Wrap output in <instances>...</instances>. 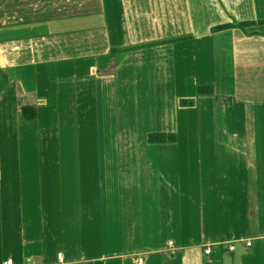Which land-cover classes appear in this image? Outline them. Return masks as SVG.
<instances>
[{
    "label": "crops",
    "instance_id": "obj_1",
    "mask_svg": "<svg viewBox=\"0 0 264 264\" xmlns=\"http://www.w3.org/2000/svg\"><path fill=\"white\" fill-rule=\"evenodd\" d=\"M0 56V181L7 169L29 197L13 153L57 151L64 129L81 151L85 116H103L114 135V154L101 134L104 154L65 160L82 170L75 210L53 206L44 181L52 213L19 224L13 252L0 204V264H264V0H0ZM128 106L130 143L119 139ZM27 107L35 120L21 116ZM159 133L176 141L150 143ZM87 163H98L105 219L87 220Z\"/></svg>",
    "mask_w": 264,
    "mask_h": 264
},
{
    "label": "rangeland",
    "instance_id": "obj_2",
    "mask_svg": "<svg viewBox=\"0 0 264 264\" xmlns=\"http://www.w3.org/2000/svg\"><path fill=\"white\" fill-rule=\"evenodd\" d=\"M222 8L225 12L226 8L224 4L220 3ZM264 79V76H263ZM264 92V88H263ZM182 104V103H181ZM129 110L128 107L120 108L119 110V139L121 142H123L124 138L129 139V143L131 139L133 138L134 132H129V114L126 115L127 111ZM98 111V110H97ZM86 117V124H85V130H84V140L86 143V146L83 147L80 151V148H78L75 144H77V132L73 130H61L59 139V145L58 150L53 152H45V150L41 149V146L37 144L35 147H29V151L26 153L19 152L18 150L14 152L13 154L16 155V162L15 164L12 163L13 171L14 173L12 175L19 174V178H23L22 184H28V192L30 193L29 197L31 199L23 194L19 187H17L19 180L15 177L9 178V172L7 169H5V166L2 170H4L2 181H0V199L3 197L4 200H0V204L2 205L4 212H3V219H7L6 215L11 216L14 220V222L11 224V226L7 227V233L11 236L10 242L11 244L5 240L6 244L8 243L6 249L7 252H12L16 250V247L18 243L20 242V237H18V225L22 224L25 219L30 218V215L33 219V221L36 220L40 223L44 217V214L47 212L52 213L50 211H46V207H48V202L42 198L44 189L42 188V184L44 181H46L47 186H51L50 190L51 193L49 195L48 200L53 202V206H57L58 208H62V210L69 209L75 210V208H78V206L81 205V190L79 188V180L82 178V170L78 168L77 163H67L65 160L69 156H77L81 155L84 151L87 155H96L101 156L104 154V145L103 140L101 139V134H105V143L107 142V151L112 155L114 154V147H113V139L114 135L110 131L109 128V122L107 125H105L106 130L101 132V125L103 123V116H96L95 124H91L88 120L90 116ZM133 117V116H132ZM101 118V119H100ZM106 120L108 121L109 115L105 116ZM138 118L137 113H135V119ZM128 120V121H127ZM102 122V123H101ZM129 132L127 136L126 133ZM134 135V139H135ZM100 140H98V139ZM125 147H121V155L126 156L125 153ZM24 154H28V156H24ZM51 158V161L49 159ZM27 158V159H26ZM26 160H29L25 162ZM62 160V162H61ZM57 161V162H56ZM65 161V162H64ZM49 165V167L46 166ZM81 165V164H80ZM87 175L89 178L86 180V200H87V207L93 206L95 204V207H90V210H87V220H93L94 218L98 219H105V211L101 209V212L98 210L99 208V199H98V192L100 191V188L98 187L99 179L97 176V173L99 172L98 163H87ZM94 171L96 174L95 178L90 179L89 171ZM52 172V177H49ZM48 175V176H47ZM102 186H101V193H102V202L106 203L107 196L103 194V188L107 185L111 180H104L102 178ZM123 208L125 212V216L129 214V226L133 223V218L135 216V213L133 211H129V192L128 188L126 186V179L123 180ZM12 183H14V190L11 188H6L5 184L7 186H11ZM9 192L10 195H14V191L16 194L14 195L12 202H9V195L6 193ZM109 196V203H117L116 202V195H108ZM101 198V194L100 197ZM45 202H43V201ZM6 202V203H5ZM32 205V209L30 208V204ZM4 204V205H3ZM35 204L38 207V211L34 212ZM95 208V209H94ZM115 214V213H114ZM126 222V219H125ZM102 230L103 227H102ZM132 232L134 231V227H131ZM142 233V230H141ZM145 233H154L152 231V228H146ZM227 241V242H231ZM226 242V243H227ZM225 243V244H226ZM138 244H132L133 247H138ZM152 245V244H148ZM11 247L13 249H11Z\"/></svg>",
    "mask_w": 264,
    "mask_h": 264
},
{
    "label": "trees",
    "instance_id": "obj_3",
    "mask_svg": "<svg viewBox=\"0 0 264 264\" xmlns=\"http://www.w3.org/2000/svg\"><path fill=\"white\" fill-rule=\"evenodd\" d=\"M254 22H243V23H240L238 24L237 26L239 27H246V26H250V25H253ZM231 26H234V25H226V26H221V27H218V28H215V30H220V29H226V28H229ZM138 49L137 47H134V48H131V50H136ZM198 95H213V90L211 87H200L198 89ZM221 101V98H217V102L219 103ZM36 111L34 108L32 107H27V108H22L21 109V116L27 120V121H33L36 119ZM176 138H177V135L176 134H151L149 135L148 137V140L150 143H166V142H175L176 141Z\"/></svg>",
    "mask_w": 264,
    "mask_h": 264
},
{
    "label": "built area",
    "instance_id": "obj_4",
    "mask_svg": "<svg viewBox=\"0 0 264 264\" xmlns=\"http://www.w3.org/2000/svg\"><path fill=\"white\" fill-rule=\"evenodd\" d=\"M172 243L169 242V245H171ZM228 245V250L229 251H233L235 250V243L234 242H227L226 243ZM246 246L249 247L251 245V243L249 241H247L246 243ZM204 254L206 256H209L211 254V247L210 246H206V248L204 249ZM4 264H13V261L11 259H8L4 262Z\"/></svg>",
    "mask_w": 264,
    "mask_h": 264
},
{
    "label": "water",
    "instance_id": "obj_5",
    "mask_svg": "<svg viewBox=\"0 0 264 264\" xmlns=\"http://www.w3.org/2000/svg\"><path fill=\"white\" fill-rule=\"evenodd\" d=\"M0 67H2V68H4L5 67V65H4V63H3V58L0 56Z\"/></svg>",
    "mask_w": 264,
    "mask_h": 264
}]
</instances>
